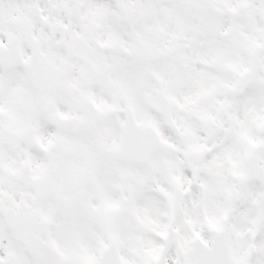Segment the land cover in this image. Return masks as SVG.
<instances>
[{"label":"snow or ice","instance_id":"snow-or-ice-1","mask_svg":"<svg viewBox=\"0 0 264 264\" xmlns=\"http://www.w3.org/2000/svg\"><path fill=\"white\" fill-rule=\"evenodd\" d=\"M0 264H264V0H0Z\"/></svg>","mask_w":264,"mask_h":264}]
</instances>
